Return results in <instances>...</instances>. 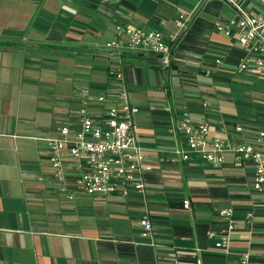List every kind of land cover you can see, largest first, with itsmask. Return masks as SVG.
Returning <instances> with one entry per match:
<instances>
[{"label":"crops","instance_id":"crops-1","mask_svg":"<svg viewBox=\"0 0 264 264\" xmlns=\"http://www.w3.org/2000/svg\"><path fill=\"white\" fill-rule=\"evenodd\" d=\"M241 11L264 12V0H0V264H240L245 253L249 264L264 263V191L254 188V166L232 152L222 165L196 153L166 160L183 145L171 125L185 112L209 122L211 136L264 151V70L240 71L252 56L237 28L230 36L217 29ZM179 14L192 18L169 66L106 47L119 24L168 36ZM118 69L121 81L111 73ZM84 89L93 117L121 89L139 108L134 129L151 166L144 192L69 199L62 187L76 186L85 162L68 152L65 180L52 177L48 139L62 126L80 129ZM223 207L237 224L228 251L208 237L226 227Z\"/></svg>","mask_w":264,"mask_h":264},{"label":"built area","instance_id":"built-area-1","mask_svg":"<svg viewBox=\"0 0 264 264\" xmlns=\"http://www.w3.org/2000/svg\"><path fill=\"white\" fill-rule=\"evenodd\" d=\"M192 16L179 14L176 18L177 30L166 36L161 30L126 26H117L114 39L106 43L108 48H120L155 55L164 66H169L175 47L185 33ZM237 28L238 41L252 57L243 59L238 66L240 71L253 68L255 71L264 70V12L255 14L241 11L240 18H233L226 23L219 24L217 29L230 36ZM111 73L118 79H123L121 69ZM209 73V72H208ZM91 92L84 89L81 95L80 129L72 131L68 126L59 128L60 136L48 139L50 149V167L52 177L63 182L65 180L66 152L77 160H84L85 169L79 176L73 189L63 185L69 199H75L77 193L86 195L107 196L120 194L128 196L132 192H144V171L151 169L145 164L144 151L138 142L134 129V119L139 108L133 104L125 89H121L116 100L108 106L106 111L96 118L90 115L88 103ZM101 103L107 101L105 94L97 96ZM167 110H171L170 107ZM105 122L107 127H103ZM242 130V126H236ZM175 134L182 136L183 145L177 147L173 156L167 161L180 159L188 161L193 154L202 155L214 165H222L226 154L232 152L238 164L251 163L255 168L254 188L264 191V151L255 147L253 143H231L227 138L211 136L209 122H196L189 113L185 112L176 117L171 125ZM264 138L261 131L258 140ZM185 208H190V199H185ZM220 215L226 220V227L220 232L209 231L208 237L217 239V248L229 250L232 232L237 228L233 209L223 207ZM252 213L246 215L250 220ZM142 235L148 237L153 233V224L146 215L140 221ZM250 255L245 253L240 264H249ZM197 264H203L197 259ZM264 264V263H261Z\"/></svg>","mask_w":264,"mask_h":264},{"label":"trees","instance_id":"trees-1","mask_svg":"<svg viewBox=\"0 0 264 264\" xmlns=\"http://www.w3.org/2000/svg\"><path fill=\"white\" fill-rule=\"evenodd\" d=\"M0 43H3V42H1L0 41ZM47 47H49V48H59L60 46L59 45H55V44H49V45H46Z\"/></svg>","mask_w":264,"mask_h":264},{"label":"rangeland","instance_id":"rangeland-1","mask_svg":"<svg viewBox=\"0 0 264 264\" xmlns=\"http://www.w3.org/2000/svg\"><path fill=\"white\" fill-rule=\"evenodd\" d=\"M259 88L262 90V89H264V86H259Z\"/></svg>","mask_w":264,"mask_h":264}]
</instances>
